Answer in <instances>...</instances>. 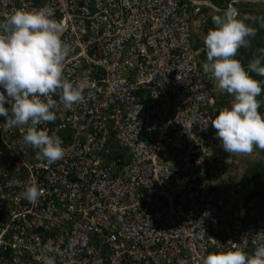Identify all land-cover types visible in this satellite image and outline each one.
<instances>
[{
    "label": "built area",
    "instance_id": "built-area-1",
    "mask_svg": "<svg viewBox=\"0 0 264 264\" xmlns=\"http://www.w3.org/2000/svg\"><path fill=\"white\" fill-rule=\"evenodd\" d=\"M0 0V19L49 6L67 27L65 76L84 99L41 127L56 162L0 130V264H203L249 254L264 216L228 211L213 190L216 99L195 48V17L264 9V0ZM5 118L0 117V124ZM39 186L35 204L24 192ZM45 247L53 252L46 253Z\"/></svg>",
    "mask_w": 264,
    "mask_h": 264
},
{
    "label": "clouds",
    "instance_id": "clouds-1",
    "mask_svg": "<svg viewBox=\"0 0 264 264\" xmlns=\"http://www.w3.org/2000/svg\"><path fill=\"white\" fill-rule=\"evenodd\" d=\"M214 25L204 38L207 62L203 71L211 73L222 92L233 101L222 108L211 122L223 149L231 154H251L254 148L264 150V112L259 111L264 93V49L246 66L237 58L247 47L256 30L247 16L231 9L213 17ZM67 27L56 18L54 8H19L0 19V124L4 132L27 126L23 143L38 150L39 156L56 162L65 155L63 140L41 127L56 120L59 92L66 109L84 99L83 85L65 76V61L71 48L64 34ZM43 195L37 185H30L24 197L35 204ZM249 254L244 248H217L203 259V264H264V238ZM53 252L51 247L43 249ZM43 264H56L46 256Z\"/></svg>",
    "mask_w": 264,
    "mask_h": 264
},
{
    "label": "rangeland",
    "instance_id": "rangeland-1",
    "mask_svg": "<svg viewBox=\"0 0 264 264\" xmlns=\"http://www.w3.org/2000/svg\"><path fill=\"white\" fill-rule=\"evenodd\" d=\"M214 2L220 5V3H218V0H214ZM252 10L256 11L255 14L243 15L239 11L238 16H247L249 18V22L256 30V35L254 36V38H257L259 32H262L264 34V30L262 29L263 25L260 23L261 16L264 14L262 9ZM222 14L223 12L214 14L211 11L206 10L205 13H201L195 17V44L200 45V48L198 49L201 50L200 57L203 61V64L207 62L204 38L208 31L212 29L211 20L213 19V17ZM238 54L237 56H239ZM241 58H243V56ZM250 61L251 60L247 62L249 63ZM209 75L211 76V82L215 90L214 96L216 99V115H218L219 110L231 105L233 97L230 94L219 90V88L217 87L218 82L213 78L211 73H209ZM214 133V147L216 150V154H218L220 157L219 160L216 161V164H218L219 167L216 170L213 190L219 193L221 199L224 202V206L228 211L240 212L241 209H244V211L248 215L252 214L264 216V205L262 202L251 201L246 206V198L251 191L249 188V184L251 181L249 182L244 178V174L246 173L249 166L261 161V149L254 148L251 154L228 153L223 149L221 141L216 135V130H214Z\"/></svg>",
    "mask_w": 264,
    "mask_h": 264
},
{
    "label": "trees",
    "instance_id": "trees-1",
    "mask_svg": "<svg viewBox=\"0 0 264 264\" xmlns=\"http://www.w3.org/2000/svg\"><path fill=\"white\" fill-rule=\"evenodd\" d=\"M206 8L201 12L205 13ZM264 14V9L262 10ZM240 12L243 15H251L255 14V10L246 9L244 6H241ZM200 13V14H201ZM260 23L263 25L262 29L264 30V15L261 16ZM215 27L213 19L211 20V28ZM206 30V28H205ZM254 42V43H252ZM195 48H200V45L195 44ZM256 48V49H253ZM264 49V34L259 32L257 38H250V43L247 47L241 48L239 52V56L237 58L246 66L248 64L247 61L253 60L260 54V50ZM243 56V58H241ZM258 79H264L257 77ZM258 99L261 101V107L259 111L264 112V93ZM218 105V104H217ZM220 111V110H219ZM245 180L250 182L249 188L250 192L246 198V206L251 201H260L264 205V150L261 149V161L259 163H254L247 169L246 173L244 174Z\"/></svg>",
    "mask_w": 264,
    "mask_h": 264
}]
</instances>
